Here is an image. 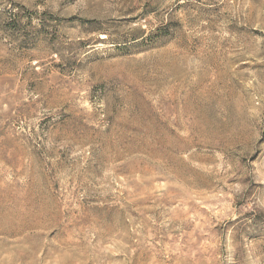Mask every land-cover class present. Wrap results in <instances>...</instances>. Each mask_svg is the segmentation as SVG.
<instances>
[{
    "label": "rangeland",
    "instance_id": "1",
    "mask_svg": "<svg viewBox=\"0 0 264 264\" xmlns=\"http://www.w3.org/2000/svg\"><path fill=\"white\" fill-rule=\"evenodd\" d=\"M0 264H264V0H0Z\"/></svg>",
    "mask_w": 264,
    "mask_h": 264
}]
</instances>
